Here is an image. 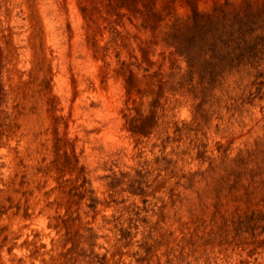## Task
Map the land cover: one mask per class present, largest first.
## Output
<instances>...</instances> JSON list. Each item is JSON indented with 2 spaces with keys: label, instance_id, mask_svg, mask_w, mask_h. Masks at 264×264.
Returning <instances> with one entry per match:
<instances>
[{
  "label": "clouds",
  "instance_id": "1",
  "mask_svg": "<svg viewBox=\"0 0 264 264\" xmlns=\"http://www.w3.org/2000/svg\"><path fill=\"white\" fill-rule=\"evenodd\" d=\"M0 264H264V0H0Z\"/></svg>",
  "mask_w": 264,
  "mask_h": 264
}]
</instances>
